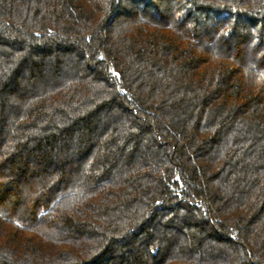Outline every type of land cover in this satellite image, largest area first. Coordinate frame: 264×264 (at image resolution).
Here are the masks:
<instances>
[{
  "label": "trees",
  "instance_id": "obj_1",
  "mask_svg": "<svg viewBox=\"0 0 264 264\" xmlns=\"http://www.w3.org/2000/svg\"><path fill=\"white\" fill-rule=\"evenodd\" d=\"M0 264H264V0H0Z\"/></svg>",
  "mask_w": 264,
  "mask_h": 264
}]
</instances>
